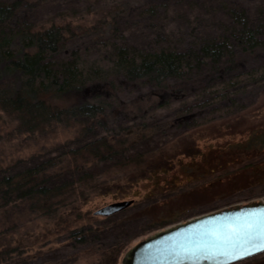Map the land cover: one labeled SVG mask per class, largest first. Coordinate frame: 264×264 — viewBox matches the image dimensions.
<instances>
[{
  "label": "rangeland",
  "instance_id": "rangeland-1",
  "mask_svg": "<svg viewBox=\"0 0 264 264\" xmlns=\"http://www.w3.org/2000/svg\"><path fill=\"white\" fill-rule=\"evenodd\" d=\"M25 2H29V6L22 10L19 18H29L36 26L57 23L67 28L69 25L72 30H66L69 37L65 46L68 51L66 54L71 49L78 48L84 59L91 61L110 57L114 43H130L144 49L161 46L182 50L197 48L208 38L231 32L232 9H244L252 23L264 25V0H25ZM32 4L34 7H31ZM234 55V60L238 63L235 70L264 67V46L252 51L238 48ZM262 71L264 74V68ZM189 79L187 82L189 88L194 84L196 87L204 84L199 72ZM241 80H246V75L242 76ZM119 81L120 86L113 92L114 99L125 105L114 118H111V126L125 135L132 131L138 133L145 129L142 123L146 121L143 115L146 113L153 129L150 136L153 140L142 141L139 145H147L146 141L154 148L161 144L165 145L170 154L167 155L170 156L168 170L159 171L153 177L143 178L137 182H121L119 187L117 184L112 187L110 183L115 182L116 176L120 174L123 176L127 172L136 173V168L131 166L125 172L124 169H119L120 173L117 168L108 167L106 163L98 167L91 165L93 168L90 169L101 175L98 178L101 183L100 189L89 191L86 187L85 190L89 191L86 197L76 198L75 194L70 196L58 204L59 210L54 215H36L20 204L13 211L0 214V251L8 246L11 247L10 250L15 249L17 243L22 241L26 244L21 248L25 251L23 255H31L38 248L43 251L42 255L31 257L26 264H121L128 249L155 232L204 213L264 199L262 133L251 138L253 139L249 151L251 168L239 171L222 183L208 185L204 184V178L198 174L199 169L203 170L199 166L200 168L195 171L200 178L189 180L190 172L193 170L190 168L193 167L192 159L205 162L209 153L203 156L204 153L211 148H218L220 150L216 151L212 158L226 161L232 154L245 151L230 146V143L246 140L253 129L264 127V78L261 79V84L252 87L249 82H245L247 91L240 95L244 106L240 113L235 112L237 117L232 114L233 107L213 109L212 106L217 107L215 103L218 100L215 103L210 102V105L200 110L196 108L191 113L186 112L187 107L196 101V98H193V90L188 91V97L182 101L173 100L171 105L158 107L155 103L164 95L160 94L162 91L151 93L155 86ZM169 83L175 81L171 79ZM180 83L184 85L185 82ZM177 84L179 85V81ZM217 86L219 87V84ZM103 88L94 85L90 91L102 89L103 92H109V89ZM143 94L144 103L138 101V97ZM109 112L112 115V111ZM186 115H191L190 122L194 119L197 121L192 128L187 127L185 123L179 125L175 120L176 116ZM76 126L60 123L42 131H24L18 129L15 117L0 110V174L2 170L8 171L6 169L11 167L22 169L53 158L55 161L63 159L65 157L62 154L63 146L77 138ZM122 127L126 129L122 130ZM100 129V132L104 133L102 130L104 128ZM183 130L187 133H183ZM70 146L75 147V144L71 142ZM194 146L197 148L192 149ZM195 149L199 153L194 156L189 151ZM203 164L205 167L208 166ZM233 164L237 169L238 164L236 162ZM229 166L231 165L228 164L227 167ZM224 170L216 169L211 175L224 174ZM124 192L128 195L121 198ZM131 199L133 202L121 211L110 215L96 213L99 208L110 203ZM80 206V214H77L79 209L70 212L71 208L76 209ZM65 219L76 224L73 227L87 226L93 227L94 230L100 229L101 239L77 249L71 245L74 240L69 231L62 228L61 222ZM16 255L13 252L7 257ZM233 264H264V252Z\"/></svg>",
  "mask_w": 264,
  "mask_h": 264
},
{
  "label": "trees",
  "instance_id": "trees-1",
  "mask_svg": "<svg viewBox=\"0 0 264 264\" xmlns=\"http://www.w3.org/2000/svg\"><path fill=\"white\" fill-rule=\"evenodd\" d=\"M26 6H29V2L25 0H0V110L15 117L18 129L24 131H42L60 123L76 124L77 138L71 140L75 147L70 146L71 142L63 146V159L55 161L53 158L22 169L11 167L12 170H2V215L13 211L18 204L36 215H54L59 210L58 204L70 196L75 194L76 198H83L90 190H99L101 183L98 178L101 175L90 169L93 168L91 165L98 167L106 163L108 167H115L117 171L124 169V172L131 166L136 168V173L127 172L123 176H116L115 182L110 183L112 187L115 184L119 187L121 182H137L153 177L159 171L168 170L170 156H167L169 150L165 145L154 148L148 141L145 146L139 145L142 141L150 140L153 131L146 113L143 114L146 121L142 123L145 129L138 133L132 131L125 135L111 126V118L125 105L114 99L113 92L120 86L119 80L155 86L151 93L162 91L160 94L164 95L155 103L158 107L171 105L173 100L182 101L188 97L187 92L193 90L196 101L187 107L186 112L191 113L196 108L200 110L218 100L215 103L217 107L212 106L213 109L233 107L232 114L237 117L236 113H240L244 106L240 95L247 91L245 82H249L252 87L261 84L260 81L264 78V67L235 70L238 63L234 60V53L238 48L252 51L264 46V25L252 23L244 9L231 10V32L208 38L197 48L182 50L161 46L144 49L135 44L114 43L110 57L91 61L85 60L78 48H73L66 54L68 51L65 46L69 40L66 30H72L69 25L67 28L57 23L36 26L29 18H19ZM198 72L204 84L197 87L194 84L191 89L187 83L189 77ZM244 75L246 80H241ZM171 79L175 83L170 84ZM182 81L185 82L184 85H181ZM94 85L103 86L109 92H103L102 89L90 91ZM205 96L208 98H204ZM138 101L145 102L144 94L138 97ZM109 111H112V115ZM190 116H176L174 119L179 125L185 123L192 128L197 121L194 119L190 122ZM100 128H104V133L100 132ZM124 129L126 128L122 130ZM183 133L187 131L183 130ZM260 133L264 134V127L253 129L246 140L230 143V146L245 151L232 154L226 161L212 158L220 150L218 148H211L204 153L203 156L209 153V156L204 157L205 162L192 159L193 167H189L193 170L189 180L200 178L195 171L199 166L203 170L199 169L198 174L204 178V184L208 185L222 183L239 171L251 168V138ZM263 145L264 137L261 146ZM194 148L197 147L192 149ZM189 152L194 156L199 153L196 149ZM232 162L238 164L237 169ZM203 163L208 166L205 167ZM228 164L231 165L230 168H234L228 169ZM219 168H224L225 173L211 175V172ZM86 187L89 191L85 190ZM127 195L124 192L121 198ZM77 209V214H80L81 206L71 208L70 212ZM61 223L63 230H68L74 240L71 245L77 249L101 239L100 229L73 227L76 224L67 219ZM24 245L26 244L21 241L15 249L10 250L11 247L8 246L1 250L0 264H26L31 257L43 254L42 249L38 248L31 255H23L25 251L21 248ZM13 252L17 255L7 257Z\"/></svg>",
  "mask_w": 264,
  "mask_h": 264
},
{
  "label": "water",
  "instance_id": "water-1",
  "mask_svg": "<svg viewBox=\"0 0 264 264\" xmlns=\"http://www.w3.org/2000/svg\"><path fill=\"white\" fill-rule=\"evenodd\" d=\"M131 203L116 201L96 213L110 215ZM260 219H264V199L204 213L142 239L127 250L121 264H233L264 250L245 248L241 241L233 254L224 236L230 227L243 228L245 221ZM245 251L252 254L245 255Z\"/></svg>",
  "mask_w": 264,
  "mask_h": 264
},
{
  "label": "snow or ice",
  "instance_id": "snow-or-ice-1",
  "mask_svg": "<svg viewBox=\"0 0 264 264\" xmlns=\"http://www.w3.org/2000/svg\"><path fill=\"white\" fill-rule=\"evenodd\" d=\"M241 241L245 248L264 250V219L247 220L243 223V228L230 227L223 238L226 245H231L233 254L238 250ZM251 254L250 251H245V255ZM238 258L242 259L243 256Z\"/></svg>",
  "mask_w": 264,
  "mask_h": 264
}]
</instances>
